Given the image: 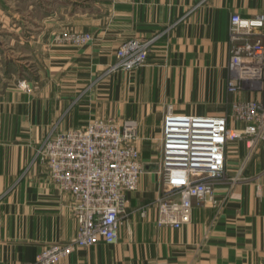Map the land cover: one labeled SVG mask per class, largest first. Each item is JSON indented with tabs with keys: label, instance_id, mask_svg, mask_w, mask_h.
I'll return each mask as SVG.
<instances>
[{
	"label": "crops",
	"instance_id": "1",
	"mask_svg": "<svg viewBox=\"0 0 264 264\" xmlns=\"http://www.w3.org/2000/svg\"><path fill=\"white\" fill-rule=\"evenodd\" d=\"M45 7L43 39L73 30L94 40L51 44L54 60L38 80L0 89V264H39L45 248L76 235L73 200L51 182L36 152L51 132L98 117L138 120L147 171L128 193L117 243L79 248L57 264H264V144L231 184L247 154L245 140L231 142L217 203L194 206L180 228L157 224L161 183L150 166L160 156L167 104L210 116L230 113L236 101H264L253 83L228 89L231 16H264V0H48ZM157 36L143 65L108 72L122 43ZM253 39L264 43V23Z\"/></svg>",
	"mask_w": 264,
	"mask_h": 264
},
{
	"label": "built area",
	"instance_id": "2",
	"mask_svg": "<svg viewBox=\"0 0 264 264\" xmlns=\"http://www.w3.org/2000/svg\"><path fill=\"white\" fill-rule=\"evenodd\" d=\"M123 2L127 0H113ZM264 16L244 18L235 13L230 23V92L253 83L264 90V43L254 40V30ZM154 37L130 39L116 51L117 61L108 72L133 70L143 65ZM94 40L90 32L54 33V44L81 47ZM24 85V83H23ZM136 119L95 118L85 127L51 132L40 144L36 159L49 179L73 200L76 235L65 243H52L37 256L39 264H57L77 249L99 242L115 244L127 217V196L138 189L147 171L138 146ZM245 140L247 154L236 175L227 177V152L231 142ZM160 156L150 164L161 186L155 200L157 224L180 228L192 219L194 206L216 204L215 187L229 178H242L247 162L264 144V101L240 100L225 115L199 116L177 112L167 104L160 138ZM146 210L142 214L146 215Z\"/></svg>",
	"mask_w": 264,
	"mask_h": 264
},
{
	"label": "rangeland",
	"instance_id": "3",
	"mask_svg": "<svg viewBox=\"0 0 264 264\" xmlns=\"http://www.w3.org/2000/svg\"><path fill=\"white\" fill-rule=\"evenodd\" d=\"M47 1L0 0V89L27 88L23 79L38 80L54 60L52 38L41 36Z\"/></svg>",
	"mask_w": 264,
	"mask_h": 264
}]
</instances>
